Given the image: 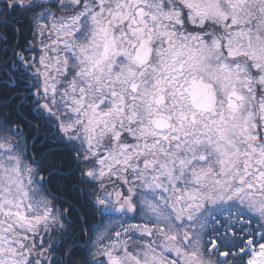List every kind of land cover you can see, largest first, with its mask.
<instances>
[{
  "label": "snow or ice",
  "instance_id": "snow-or-ice-1",
  "mask_svg": "<svg viewBox=\"0 0 264 264\" xmlns=\"http://www.w3.org/2000/svg\"><path fill=\"white\" fill-rule=\"evenodd\" d=\"M0 264H264V0H0Z\"/></svg>",
  "mask_w": 264,
  "mask_h": 264
},
{
  "label": "rangeland",
  "instance_id": "rangeland-1",
  "mask_svg": "<svg viewBox=\"0 0 264 264\" xmlns=\"http://www.w3.org/2000/svg\"><path fill=\"white\" fill-rule=\"evenodd\" d=\"M133 223H135V222H138V221H132Z\"/></svg>",
  "mask_w": 264,
  "mask_h": 264
}]
</instances>
